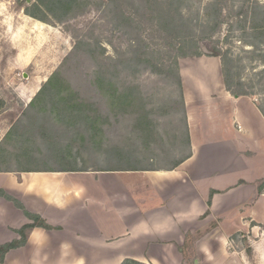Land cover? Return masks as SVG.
<instances>
[{"label":"rangeland","instance_id":"374dc122","mask_svg":"<svg viewBox=\"0 0 264 264\" xmlns=\"http://www.w3.org/2000/svg\"><path fill=\"white\" fill-rule=\"evenodd\" d=\"M169 1L154 2L157 7L153 3L156 9L152 11L148 5L139 9V0H77L55 18L34 7L36 0H26L23 6L18 0H0V171L69 173L59 172L65 166L77 170L73 172H107L139 167V162L171 166L187 152L178 67L174 65L185 53L215 54L218 48L231 59L229 76L234 89H239L236 83L241 80L240 89L264 107V37H256L258 32L250 28L252 12L259 11L264 0ZM119 2L126 17L134 21L131 27L117 23ZM169 3L174 14L182 6L183 21L161 31L156 17L160 6L167 10ZM131 5H135L134 12ZM138 38L144 63L139 68L136 64L127 70L117 68L118 60L133 55L131 47ZM101 66L110 71L107 75L118 83L120 93L124 83L139 85L149 120L159 134L153 151L142 145L135 129L136 115L118 112L106 100L97 106L101 119L94 128L84 121H60L51 103L32 104L58 71L70 81L65 91L68 88L92 99L96 89L90 80ZM232 246L246 264H264V223H250L246 231L234 236Z\"/></svg>","mask_w":264,"mask_h":264},{"label":"crops","instance_id":"0c3cea01","mask_svg":"<svg viewBox=\"0 0 264 264\" xmlns=\"http://www.w3.org/2000/svg\"><path fill=\"white\" fill-rule=\"evenodd\" d=\"M179 72L190 143L177 160L185 161L0 172V189L53 227L28 230L3 264H246L232 245L250 223H264L262 104L226 88L219 57L180 59ZM32 223L0 197V246L21 240L18 231Z\"/></svg>","mask_w":264,"mask_h":264},{"label":"trees","instance_id":"16d2710c","mask_svg":"<svg viewBox=\"0 0 264 264\" xmlns=\"http://www.w3.org/2000/svg\"><path fill=\"white\" fill-rule=\"evenodd\" d=\"M26 1V0H25ZM25 1L18 0V3L20 6H23L25 4ZM37 2L33 5L36 8H39L40 10H43L50 16H54L57 18V13L59 11H69L73 5L76 3L77 0H36ZM156 1L160 0H139V6L147 8L148 6H151L149 8L154 11L153 8L154 5L152 4ZM169 2H175L173 0H170ZM154 3V4H155ZM160 4V3H159ZM170 4V3H169ZM156 5V4H155ZM172 4L169 5V8L167 10L164 9L165 6L161 5L159 8V14L156 17L158 20V27L161 29V31H165V29H169L172 25H176L178 22L183 21L182 15L180 13V7L179 6L175 10V14L172 13ZM109 7V6H108ZM132 11L134 12L135 5L130 6ZM157 7V5H156ZM115 8H118L117 10L121 11L118 15L117 23L124 25L126 27H131L134 23L133 19L131 17H126V9L123 8V4L120 2L115 6ZM264 12V6L259 7V11L255 10L252 12V19H251V31L256 33V37H264V32L259 33V31H264V17L263 21L260 19V14ZM139 12V10H136ZM35 16L34 14H31V16ZM242 16V14H239ZM38 18L37 16H35ZM40 19V18H39ZM260 22H256V20H259ZM253 21V23H252ZM221 25V22L218 23ZM142 25V24H141ZM165 28V29H164ZM80 48V46H79ZM133 55L131 57H125L120 60H118L117 68H122L123 70H127L130 67H134L136 64L137 68H139V64L144 63V59L141 58V54H139V38L137 40V44L132 45ZM78 49V48H77ZM180 50H183L180 48ZM217 52L215 54H206L204 52L195 53V54H189L185 53L182 54L180 57L182 58H192V57H202V56H208V57H219L222 62V70L224 75V82L226 88L235 96H247L249 95L248 92L242 91L240 88L243 86V83L241 80H237L236 85H238L239 89L235 90L233 83L231 82L230 78V69H229V61L231 59H227L226 56L221 54L218 48H215ZM179 57V58H180ZM175 66L178 67L177 69V80L178 85L180 87L181 96H182V105H183V112L184 116L186 115L185 110V104L183 100V93H182V81L180 77L179 72V63L176 61L174 63ZM104 67H99L97 70H95L92 78H91V85L96 89V95L93 96V98L87 100L83 97H79L78 93H73L70 89L66 88L69 91H65L64 88L70 85V81L66 78L64 74H61L59 71L52 74V76L49 78V80L43 85L38 95L32 100V104H45V103H51L52 106L56 109L53 110V112L58 113V116H56L57 119L60 121H64L70 124H76L79 121L83 122L86 125L92 126L91 128H94L97 125V122L99 119H101V116L99 114L100 110L97 109V106H100L103 101H108L110 104L115 105L118 108V112L123 113H133L136 116L133 117L136 121L135 129L137 130L138 136L142 139V145L145 150H152V144L155 142V138L159 136V134H156V126L153 125V122L149 120L150 112L146 111V107L148 106L146 103L145 98H142L139 94V85L135 83H124L123 85V93L119 92L118 83L115 82L109 75H107L110 71L103 69ZM110 68V67H109ZM94 108L95 110H92ZM99 110V111H98ZM132 110V111H131ZM261 110L264 114V107H261ZM62 115V118L60 117ZM185 124H186V136L184 141L186 146L189 147V134L187 129V122H186V116H185ZM157 131V130H156ZM46 137V136H45ZM47 138V137H46ZM161 138V136H160ZM48 139V138H47ZM52 144V143H51ZM153 151V150H152ZM187 156H184L182 158H179L174 162L173 167H177L180 165ZM151 163L155 161L154 157L150 158ZM140 166H144L139 162ZM153 165V164H151ZM62 170L59 172H73L77 170L69 169L65 166H62ZM109 171H113L108 169ZM127 170H139V167H131ZM47 171H53V170H37V169H31V170H22L21 172H47ZM0 172H14V171H0ZM0 197L5 198L6 200L12 202L18 209H20L23 214L33 221L32 224L24 226L21 230L18 231V233L21 236V240L14 241L12 243H7L5 245L0 246V264H3L5 261V258L7 254L12 250L19 247H22L27 242V231L30 229H33L35 227H41L46 230H53V227L50 226L41 216L32 214L29 212L24 204L19 201L18 199L14 198L13 196L7 194L4 190L0 189ZM194 237L189 236L188 242H193ZM187 242V243H188ZM124 264H143L140 262L127 260Z\"/></svg>","mask_w":264,"mask_h":264},{"label":"water","instance_id":"95a60500","mask_svg":"<svg viewBox=\"0 0 264 264\" xmlns=\"http://www.w3.org/2000/svg\"><path fill=\"white\" fill-rule=\"evenodd\" d=\"M28 2L30 3V0H28Z\"/></svg>","mask_w":264,"mask_h":264}]
</instances>
